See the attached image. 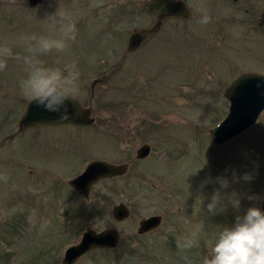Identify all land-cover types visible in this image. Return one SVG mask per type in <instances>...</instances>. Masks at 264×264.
<instances>
[{"label": "rangeland", "instance_id": "obj_1", "mask_svg": "<svg viewBox=\"0 0 264 264\" xmlns=\"http://www.w3.org/2000/svg\"><path fill=\"white\" fill-rule=\"evenodd\" d=\"M144 1L31 6L0 0V48L12 53L0 57L6 64L0 70V176H7L0 179V264H61L64 249L86 228H114L117 242L74 264H202L221 226L260 208L264 107L251 126L220 145L207 132L226 112L227 84L242 72L264 74V0H183L190 15L164 19L155 33L154 19L140 8ZM205 12L210 22L201 24ZM69 24L75 38L63 51H28L37 48L32 37L59 39ZM133 31L143 39L130 51ZM29 59L45 67L75 65L80 78L73 98L90 107L91 124L21 131L5 141L28 101L21 83ZM145 143L148 155L136 159ZM93 160L127 163V170L94 182L84 200L62 181ZM217 178L229 181L221 191L237 194L238 210L228 204L219 214L207 211L220 188ZM118 203L128 209L121 221L111 215ZM151 215H159V225L138 234V222Z\"/></svg>", "mask_w": 264, "mask_h": 264}, {"label": "water", "instance_id": "obj_2", "mask_svg": "<svg viewBox=\"0 0 264 264\" xmlns=\"http://www.w3.org/2000/svg\"><path fill=\"white\" fill-rule=\"evenodd\" d=\"M38 0H28L34 5ZM146 13L156 18L150 32H156L164 17H187L189 11L179 0H149L140 5ZM162 8L159 15L156 9ZM140 31H133L127 39V50H134L141 42ZM94 82L91 83V86ZM227 101L224 116L216 125L208 129V138L214 145H220L251 126L264 107V74L253 71L242 72L232 79L223 91ZM69 119L60 120L61 113L48 112L35 102H26L17 119L18 128H31L41 125H77L85 126L93 122L89 106H82L76 98H71L67 103ZM149 153V146L141 144L136 148L134 157L144 158ZM127 170V163H109L102 160L88 162L82 171L69 179L68 184L75 192L87 197L91 185L101 179H108L123 175ZM260 209L264 211V194L260 200ZM114 220L121 221L127 218L128 209L125 204L118 203L111 208ZM160 223L159 215H151L138 222V234L156 228ZM117 242V231L114 228H105L94 231L86 228L82 231L77 241L63 251L61 264H73L80 256L93 249L113 248Z\"/></svg>", "mask_w": 264, "mask_h": 264}, {"label": "clouds", "instance_id": "obj_3", "mask_svg": "<svg viewBox=\"0 0 264 264\" xmlns=\"http://www.w3.org/2000/svg\"><path fill=\"white\" fill-rule=\"evenodd\" d=\"M149 0H145L148 3ZM162 8L156 9V15ZM210 17L205 12L199 23L207 24ZM62 37L36 39L37 48H29V52L38 51L48 53L53 49L63 51L66 40L75 38L74 25L61 26ZM10 48H0V57L11 56ZM27 78L22 81L21 89L29 100L42 106L48 112L61 113L58 119H69L67 103L75 96L79 89L80 73L75 65L59 67H45L38 60L29 59ZM6 67L5 61L0 59V70ZM7 179V176H0ZM245 180L251 176L246 174ZM220 188L216 189L207 204V211L213 215L226 210L228 204L239 209L240 199L236 193L224 194L221 189L228 187L226 178H217ZM251 199V197H250ZM192 240H187L185 247H191ZM202 264H264V211L259 207H249L243 215H238L231 226H221L211 248L202 260Z\"/></svg>", "mask_w": 264, "mask_h": 264}, {"label": "flooded vegetation", "instance_id": "obj_4", "mask_svg": "<svg viewBox=\"0 0 264 264\" xmlns=\"http://www.w3.org/2000/svg\"><path fill=\"white\" fill-rule=\"evenodd\" d=\"M179 1H181L184 5H185V3H184V1L183 0H179ZM220 1H222V3L221 4H223V3H226L228 0H220ZM39 3H41V0H38V1H36V3L35 4H39ZM249 3V2H248ZM34 4V5H35ZM34 5H31V6H34ZM206 6H213L214 5V2L212 1V2H208L207 4H205ZM185 7L187 8V10L189 11V15H190V10H189V8L185 5ZM208 11H210V10H213V8L212 7H207L206 8ZM150 15V14H149ZM188 15V16H189ZM151 16V15H150ZM187 16V17H188ZM153 19H154V22H153V24H152V27L154 26V24H155V22H156V18L155 17H153V16H151ZM187 17H164V18H162V20H161V22H160V24H159V27H158V29L160 28V25L162 24V22H163V20L164 19H182V18H187ZM257 27V26H256ZM152 29V28H151ZM152 33H155V32H152ZM140 35L142 36V39H143V35H142V33H141V31H140ZM142 39H141V41H142ZM141 43V42H140ZM140 45V44H139ZM98 80L97 79H94V81H92V82H94V84H95V82H97ZM94 84L91 86L90 85V89L92 90L93 89V87H94ZM83 106V105H82ZM85 107V106H84ZM90 108V107H89ZM21 114V113H20ZM19 117V116H18ZM18 119V118H17ZM16 123H17V120H16ZM71 126H73V127H82V126H77V125H67V126H62V125H41V126H36V127H31V128H23V127H21V128H18L17 127V124H15V128H14V130L12 131V133L10 134V135H7V139H5V141H9V140H12L14 137H15V135L17 134V133H19V132H21V131H29V130H32V129H39V128H49V127H63V128H66V127H71ZM2 144L4 143V142H1ZM28 171V173H30L31 172V170L29 169V170H27ZM28 173H26L27 175H29V176H32V175H30V174H28ZM78 173H76V174H74L73 176H75V175H77ZM73 176H71L70 178H72ZM33 177V176H32ZM31 178V177H30ZM69 178V179H70ZM69 179L67 180V181H65V180H63L62 181V183H63V186L65 185V183L68 185V187H69V189L71 190V192H72V194L74 195V196H76V197H79V198H83L84 200H86V198L87 197H84V196H82L81 194H79V193H77V192H75V190L68 184V181H69ZM34 180V179H33ZM28 184V183H27ZM22 205H25V207L27 206L25 203H22ZM82 233V232H81ZM81 235V234H80ZM77 241V240H76ZM80 258V257H79ZM75 263V262H74ZM73 263V264H74Z\"/></svg>", "mask_w": 264, "mask_h": 264}]
</instances>
